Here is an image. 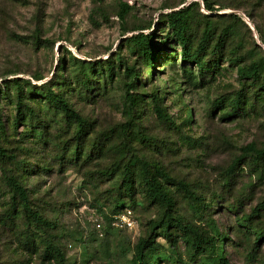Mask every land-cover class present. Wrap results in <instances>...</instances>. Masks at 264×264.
<instances>
[{
  "label": "rangeland",
  "instance_id": "1",
  "mask_svg": "<svg viewBox=\"0 0 264 264\" xmlns=\"http://www.w3.org/2000/svg\"><path fill=\"white\" fill-rule=\"evenodd\" d=\"M211 1L214 11L197 7L191 28L194 46L206 22L212 29L205 61L217 56L212 47L225 28L230 31L219 52V68L202 77L196 67L183 63L177 43L161 39L167 31L163 13L178 9L183 0H0V83L13 77L38 85L53 79L51 85L65 92L88 124L75 145L76 125L60 110L38 97L27 98L35 116L25 115L14 124L15 89L1 95L0 143L15 160L0 159V264H43L51 238L64 252L65 264H133L137 241L159 210L137 192L139 202L130 214L134 226L106 227L104 214L119 193L120 178L116 170L111 175L105 171L121 164L117 149L122 141L214 201L206 216L228 234L225 252L233 264H264V240L258 247L253 244L254 230L264 227V208L248 222L253 228L236 223L238 215L251 213L264 201V154H258L264 150V89L260 81L245 82L237 72L240 65L258 62L264 76V0ZM120 3L131 7L125 19L118 13ZM139 28L156 32L154 70L126 42ZM107 58L115 64L113 76L103 69L86 88L80 81L81 61ZM126 64L136 67L134 92L144 97L132 120L124 112ZM238 91L245 94L241 112L222 118ZM153 94L175 126L157 117ZM219 97L224 105L214 109L212 102ZM77 146L80 159L70 160ZM244 152L230 175L233 159ZM11 173L26 187L33 207L56 228L38 226L19 204L13 206L5 182ZM175 199L177 213L204 225L180 192L175 191ZM123 246L130 250L123 253ZM169 246L160 237L154 251L168 252ZM177 252L189 264L180 239Z\"/></svg>",
  "mask_w": 264,
  "mask_h": 264
},
{
  "label": "trees",
  "instance_id": "2",
  "mask_svg": "<svg viewBox=\"0 0 264 264\" xmlns=\"http://www.w3.org/2000/svg\"><path fill=\"white\" fill-rule=\"evenodd\" d=\"M181 5L182 6L178 9L163 13L162 19L167 26V31L166 35L161 39L177 43L180 47V56L183 63L187 65L190 64L191 67H196L197 72L204 77L206 75L205 73H213L219 68L223 57L219 52L223 48L227 36L226 34H229L228 31H230V29L225 28V34L219 36L211 49L217 56L205 61L212 40V29L209 22H206L197 40V44L194 46L191 28L195 19V9L202 6L208 11H214V2L211 0H183ZM130 10L131 7L128 4L120 3L118 13L121 19H125ZM137 31L138 32L133 33L126 42H128L132 50L143 58L144 62L154 70L155 62L158 58V52H156L154 43L156 32L148 34L143 31V28H139ZM37 44H39L38 41ZM175 56L176 54H171V57ZM118 57L120 60L119 66H121V56ZM60 62L64 64L65 59H60ZM99 66H101V68H99ZM124 67L126 77L128 78L124 82V112L129 119L132 120L133 117L139 115L144 97L142 94L134 92L135 84L137 85V83H139L136 67L127 64ZM59 68H61V66H59ZM80 69L83 74V78L80 81L86 88H89L93 81L91 78L92 75L95 73H102L103 69L107 71L108 77L111 78L115 71V64L109 58L105 61H81ZM237 72L241 80L245 82L250 81L251 83L260 81V88L264 89V86L262 87V84H264V76L261 75L258 62H252L249 65H240L238 66ZM38 78H40V76L36 77V79ZM51 80L54 82L53 79H50L38 85L33 84L30 80L19 77L5 79L0 83V97L8 90L15 89L16 116L14 124H17L25 115L29 117L35 116L34 109L26 104L27 98L38 97L43 99L51 107L60 110L66 119L75 123V145H79L78 143L87 132V121L70 103L65 92L55 89L53 87L55 83L51 85ZM151 98L153 101V109L157 117L175 126L172 116L160 104L158 96L153 94ZM244 99L245 94L243 91L236 92L230 103V109L223 111L221 114L222 118L228 119L239 114ZM223 105L224 100L222 97L216 98L212 102V107L214 109H219ZM191 113L192 110L190 108L188 110L189 118ZM245 149L256 151L254 147H247ZM117 150L121 156V164L115 165L105 171L106 174L111 175L116 170L120 178L119 193L116 195V199L113 201L110 211L104 214L107 224L106 227L113 230H120V228L115 225L116 217L127 210H131V213L135 212L134 208L139 202L136 199L137 192H140L145 201L157 206L159 210L156 219L149 222L146 234L139 237L136 244V251L134 252L132 250L133 256L131 262L133 264H162L165 261L166 263L168 262L167 264H186V261L179 256L177 252L179 239L185 245L189 264H233L225 252V243L228 239V234L220 229L214 218L210 215L206 216L209 209L214 204L213 200L208 201L184 179L171 176L161 163L155 161L151 162L134 154L126 142L124 143V141H122L121 144L118 145ZM129 153L130 155H128ZM258 154H264V150L259 151ZM80 156V149L79 146H77L69 159L78 161ZM127 156L128 158H126ZM245 156L246 152L233 159L228 169L230 175ZM0 159L15 160V156L9 154L1 143ZM61 160H64V157H62ZM15 163H17V161ZM5 182L12 191L13 206L19 204L24 214L38 226L49 229L57 227L54 221L49 220L33 207L29 193L17 175L13 173L6 174ZM139 183L140 185H138ZM172 186L175 187V190ZM175 191L182 194L188 201L189 207L200 220L204 218L203 224L206 227L202 224L192 222L183 214L177 213ZM263 208L264 201L259 203L251 213L238 215L236 218L237 225L248 229L253 228L251 223L248 222L251 221L253 215H256V213ZM253 234L254 247H258L259 243L264 240V227L255 229ZM160 237L167 240L170 245V251H154V247ZM128 249L129 248L123 246L121 251L126 253L130 250ZM168 253L171 254L169 255ZM250 253L252 255V250L249 251V255ZM42 260L43 264H65L66 262L64 252L52 238L48 239L46 242Z\"/></svg>",
  "mask_w": 264,
  "mask_h": 264
},
{
  "label": "built area",
  "instance_id": "3",
  "mask_svg": "<svg viewBox=\"0 0 264 264\" xmlns=\"http://www.w3.org/2000/svg\"><path fill=\"white\" fill-rule=\"evenodd\" d=\"M130 214H131V210H127L126 212L118 215L115 220V225L118 227L132 228L134 226V222L130 218Z\"/></svg>",
  "mask_w": 264,
  "mask_h": 264
}]
</instances>
